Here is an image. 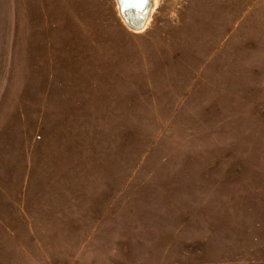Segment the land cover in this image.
<instances>
[{
    "label": "rangeland",
    "instance_id": "obj_1",
    "mask_svg": "<svg viewBox=\"0 0 264 264\" xmlns=\"http://www.w3.org/2000/svg\"><path fill=\"white\" fill-rule=\"evenodd\" d=\"M0 0V264H264V0Z\"/></svg>",
    "mask_w": 264,
    "mask_h": 264
},
{
    "label": "water",
    "instance_id": "obj_2",
    "mask_svg": "<svg viewBox=\"0 0 264 264\" xmlns=\"http://www.w3.org/2000/svg\"><path fill=\"white\" fill-rule=\"evenodd\" d=\"M120 16L125 23L136 30L142 29L149 17L152 0H116Z\"/></svg>",
    "mask_w": 264,
    "mask_h": 264
}]
</instances>
